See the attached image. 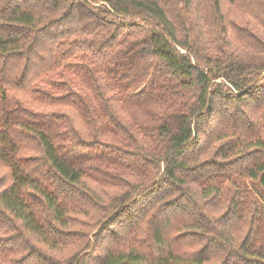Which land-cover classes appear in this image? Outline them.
<instances>
[{"label": "trees", "instance_id": "obj_1", "mask_svg": "<svg viewBox=\"0 0 264 264\" xmlns=\"http://www.w3.org/2000/svg\"><path fill=\"white\" fill-rule=\"evenodd\" d=\"M0 264H264V0H0Z\"/></svg>", "mask_w": 264, "mask_h": 264}, {"label": "rangeland", "instance_id": "obj_2", "mask_svg": "<svg viewBox=\"0 0 264 264\" xmlns=\"http://www.w3.org/2000/svg\"><path fill=\"white\" fill-rule=\"evenodd\" d=\"M234 11V9H233ZM80 83L82 84V86L87 90V85L85 82H82V80L80 79ZM143 108L136 106V105H129V110L133 113L134 116H138L139 118L141 116H143L144 112L142 111Z\"/></svg>", "mask_w": 264, "mask_h": 264}]
</instances>
